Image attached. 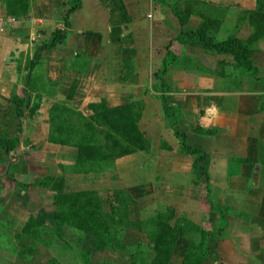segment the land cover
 I'll use <instances>...</instances> for the list:
<instances>
[{"label": "crops", "instance_id": "obj_1", "mask_svg": "<svg viewBox=\"0 0 264 264\" xmlns=\"http://www.w3.org/2000/svg\"><path fill=\"white\" fill-rule=\"evenodd\" d=\"M65 2L29 0L26 15H12L0 0V102L21 99L30 108L40 98L79 115L99 105L113 110L137 103L144 144L114 158L112 174L119 176L115 185L121 183L131 193L164 191L170 202L166 208L190 218L199 207L189 194L195 196L204 183L209 203L248 218L262 230L249 239L253 253L263 254L264 110L257 100L261 88L247 77L237 89L226 90L224 82H208L201 74L200 88L184 89L180 83L168 92L161 88L162 83L169 85L164 75L156 76L163 82H152L151 73L161 68L162 44L167 41L161 9L146 7L144 1L135 7L121 0L127 12L123 16L114 2L80 0L66 27ZM59 31L65 34L63 42L42 49L41 43ZM38 82L46 94H37ZM164 96L172 109L165 108ZM213 106L214 115L206 111ZM200 112L202 123L215 130L214 135L196 130ZM175 130L208 154L203 163L207 176L197 178L195 157L181 151ZM188 200L186 211L182 207Z\"/></svg>", "mask_w": 264, "mask_h": 264}, {"label": "rangeland", "instance_id": "obj_2", "mask_svg": "<svg viewBox=\"0 0 264 264\" xmlns=\"http://www.w3.org/2000/svg\"><path fill=\"white\" fill-rule=\"evenodd\" d=\"M112 1L107 0V3ZM114 1L119 6V0ZM143 1L146 7L162 10L161 27L167 38L162 44L161 68L151 69L152 82L160 83L156 76L161 73L169 84L164 85L168 92L180 83L184 84L179 85L184 89H196V86L201 87L204 80L200 76L204 74L208 82L219 80L224 82L226 90H232L237 89L239 81L249 77L253 80L252 86L261 88L259 94L263 92L257 100L259 108L264 110V82L238 69L231 55H218L201 45L180 42L181 34L199 27L201 14L216 21L217 27L212 33L215 39L239 33L241 38L247 39L253 33V17H261L264 21V0H129V3L137 7ZM252 45L255 49L253 59L264 78V35ZM35 89L39 96L46 94L40 82ZM41 100L36 111L26 108L21 114L15 110L17 102H0V139L20 140L16 151L6 152L0 148V264H47L50 258L57 259L60 264H154L159 241L155 221L170 202L164 199V191L131 193L121 183L115 185L119 176L112 174L114 158L141 144L125 143L121 131L113 132L106 126L99 117L101 105L79 115L71 110L64 111L51 101L42 103ZM116 140L119 145L114 143ZM80 146L86 153L79 155ZM208 157L206 154L203 163ZM46 176L53 177L59 185L53 189L54 182L44 184ZM202 186H198L195 196L189 194V199L199 207L196 214L190 215L193 222L199 224V230L192 231L182 225V236L172 240L176 244L170 264H182L192 241L198 245L202 243L195 257L201 264H264V253L255 255L250 249L253 239H249L252 235H260L262 230H256L248 218L244 220L243 216L224 210L225 215L230 213L227 227L217 240L212 238L220 220L218 213L211 210L213 205L207 199V185L203 183ZM187 203V207H182L186 211L189 200ZM62 206L74 214L97 206L95 210H100L106 238L104 247L96 248L93 236L68 225L62 230L64 239L56 237L55 212ZM180 214L175 215L171 224L182 217ZM32 215L44 226L42 242L22 232ZM202 232H206L203 239ZM47 242L50 246L45 245ZM30 248L37 249L27 260L17 256V250L19 253ZM215 251L220 260L214 257Z\"/></svg>", "mask_w": 264, "mask_h": 264}, {"label": "trees", "instance_id": "obj_3", "mask_svg": "<svg viewBox=\"0 0 264 264\" xmlns=\"http://www.w3.org/2000/svg\"><path fill=\"white\" fill-rule=\"evenodd\" d=\"M9 8V12L12 15H26L28 6H29V0H4ZM112 2H115L114 0ZM109 2V3H112ZM68 6L66 13H65V24L66 27L70 26V23L68 21V16L70 13L75 11L80 7V0H67L65 2ZM121 12L123 16H126V9L121 0L118 1ZM191 13V11H189ZM202 16V23L199 25V27L196 30L189 31L187 33H183L180 36V42L184 45L187 43L193 44V45H201L204 49L207 51H210L212 53L218 54V55H231L234 60L236 67L240 70H243L245 73H248L252 75L255 79L260 80L264 82V78H262L259 75V68L255 64V61L253 59L254 54V47L252 43L254 41L260 40L262 36L264 35V21L260 17H253L251 20V26L254 27L253 33L250 35L249 38L243 39L236 34H230L224 39H215V36L212 35L213 30L216 29L217 24L215 20H212L209 16H206L205 14H201ZM65 38V34L63 31H59L55 33L50 41L44 40L41 43L42 49H50L54 47L56 44L63 42V39ZM165 69V68H164ZM162 70V73L165 72V70ZM163 82V80H161ZM164 83L161 84V88L164 87ZM15 102H17V106L15 108L16 112L22 113L25 111L26 108H29V105L25 106L23 100L15 99ZM165 108H171L168 99L166 96L163 97ZM42 102V100H41ZM40 103V98L35 100L32 104V106L29 108L30 111L34 112L38 108V105ZM101 114L100 118L103 119L106 126L110 127L113 132L114 131H121L122 135L124 137V142L128 143H140V147H143L144 144V137L138 127V121L140 118V110L141 107H138L137 103H133V105L130 106H124L121 108L113 109V110H107L104 109V107H100ZM176 111V110H175ZM202 114L203 112H200L199 114V121L197 123L196 130L199 133L207 134V135H214L216 133L215 130H213L211 127L205 126L202 123ZM201 115V116H200ZM98 117V118H99ZM127 121L128 123L127 125ZM177 124V120L175 119V125ZM175 134L177 138L180 140V148L181 151L187 154H191L195 157L194 162V171L198 174V178L202 179L206 173L203 166V161L205 159V153L197 146V145H191L187 138L185 133L175 130ZM115 138V137H114ZM117 141H114V143L117 144ZM119 142H121L119 140ZM20 140L18 138H1L0 139V148L5 150L6 152H13L16 151L19 148ZM122 144V142H121ZM119 145V144H117ZM133 151V150H132ZM86 153V149L84 147L80 146L79 148V155L81 153ZM82 159V158H80ZM207 176V175H206ZM55 179L50 176H46L44 178V184L49 185L50 183L54 182ZM59 185V184H58ZM55 182L52 184V188L58 186ZM60 190L61 187H58ZM97 207V206H95ZM95 207L87 212H83L81 214H74L69 213L67 208L65 206H62L61 208H58L57 212H55V217L57 220V225L54 230V235L58 237L59 239H64L63 236V227L65 225L71 226L72 228L79 230L81 232H84L86 234H89L94 237V246L96 248H103L105 245V233L101 226V213L98 209L95 210ZM98 208V207H97ZM100 208V206H99ZM95 210V211H94ZM211 210L213 212L218 213L220 224L219 227L216 228L212 233V238L218 239L219 234L227 227L228 219L225 216V213L220 208L211 206ZM176 211L173 207H167L165 211L160 212L157 215L156 218V224L155 226L157 230L156 237L159 240L156 245V252L157 256L154 260V264H170V258L171 254L173 252L174 246L176 242H173L172 240L179 238L182 236L181 231L183 230V226L189 227L192 231H197L198 225L193 223L191 220L181 217L177 218L173 224H171V221L175 218ZM44 226L38 221V219L32 215L29 217L28 221L26 222L25 226L22 229V232L26 234L27 236L32 237L35 239V241L42 242V230ZM184 231V230H183ZM205 233H201V238L203 239L205 236ZM29 238V237H28ZM190 239V238H189ZM191 241V239H190ZM217 242V241H216ZM218 243V242H217ZM216 243V246H217ZM45 245L50 246V242L45 243ZM208 246V245H207ZM206 246V247H207ZM202 249V243L200 245L194 243L193 241L189 244V249L186 251V256L182 262V264H201L200 262H196V253L200 251L199 249ZM37 249V248H36ZM35 248H30L27 251L19 252L17 250V256L20 257L23 260L28 259V255H34L36 252ZM214 257L217 260H220L219 254L215 251ZM47 264H60L57 259L50 258L47 262ZM152 264V263H151Z\"/></svg>", "mask_w": 264, "mask_h": 264}, {"label": "clouds", "instance_id": "obj_4", "mask_svg": "<svg viewBox=\"0 0 264 264\" xmlns=\"http://www.w3.org/2000/svg\"><path fill=\"white\" fill-rule=\"evenodd\" d=\"M209 114L214 115L215 114V106H213L212 108L206 110Z\"/></svg>", "mask_w": 264, "mask_h": 264}, {"label": "built area", "instance_id": "obj_5", "mask_svg": "<svg viewBox=\"0 0 264 264\" xmlns=\"http://www.w3.org/2000/svg\"><path fill=\"white\" fill-rule=\"evenodd\" d=\"M14 20V19H13Z\"/></svg>", "mask_w": 264, "mask_h": 264}]
</instances>
